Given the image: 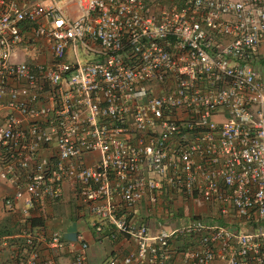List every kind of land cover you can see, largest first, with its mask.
Here are the masks:
<instances>
[{"label":"built area","instance_id":"obj_1","mask_svg":"<svg viewBox=\"0 0 264 264\" xmlns=\"http://www.w3.org/2000/svg\"><path fill=\"white\" fill-rule=\"evenodd\" d=\"M259 58L264 0H0L2 206L69 184L99 242L133 244L101 264H264ZM42 230L19 264H63ZM77 240L64 264H89Z\"/></svg>","mask_w":264,"mask_h":264},{"label":"crops","instance_id":"obj_2","mask_svg":"<svg viewBox=\"0 0 264 264\" xmlns=\"http://www.w3.org/2000/svg\"><path fill=\"white\" fill-rule=\"evenodd\" d=\"M254 68L259 67L260 72L257 77L264 85V58L256 59ZM256 66V67H255ZM8 164V161L3 159L0 154V172ZM13 192L12 186L6 181L0 179V264H19L21 250L24 247V236L21 231L31 227L33 231L38 227H43L38 237L44 236L48 231H54L65 242L69 243L70 248L61 252L58 256H51L47 251L45 244L41 241L37 244L38 254L41 258L52 259L57 263H67L73 253L80 250V241L77 236L81 235L82 242L87 245L84 254L89 264H101L113 255H126L133 250V244L126 242L121 237L116 240H109V245L105 241H98L91 228V218L82 212L77 206V200L71 185L64 184L62 188V198L57 204L44 206L41 210L29 211V216L35 217L27 219L24 210L14 208L11 211L6 210L1 203L2 198L11 195ZM56 203V202H55ZM19 207V206H17ZM134 213L137 215L143 214L141 207H134ZM160 213V211H158ZM182 215H185V210H182ZM84 214V215H83ZM66 216L70 221L73 219H82L84 224H71L68 228L61 227L56 223L57 218ZM39 220L40 223H34ZM177 221V220H176ZM181 257L175 258V261H180Z\"/></svg>","mask_w":264,"mask_h":264},{"label":"rangeland","instance_id":"obj_3","mask_svg":"<svg viewBox=\"0 0 264 264\" xmlns=\"http://www.w3.org/2000/svg\"><path fill=\"white\" fill-rule=\"evenodd\" d=\"M256 67V66H255ZM255 70L258 72V75H259V72H260V68L259 67H256ZM62 198V197H61ZM61 198L54 204H57L61 201ZM195 210V209H194ZM192 208H188L187 211L189 212H195ZM176 211V217H177V221L174 223V225L178 226L182 223V218H183V215H182V209L181 208H176L175 209ZM196 211H200V209H196ZM56 223L57 224H60L61 227L63 225L64 228H68L71 224H76V223H81V224H84V221L82 219H73V220H69L68 218H66V216H62V217H59L57 218L56 220ZM103 241H105V244L108 246L109 245V239L107 237H104L103 238Z\"/></svg>","mask_w":264,"mask_h":264},{"label":"trees","instance_id":"obj_4","mask_svg":"<svg viewBox=\"0 0 264 264\" xmlns=\"http://www.w3.org/2000/svg\"><path fill=\"white\" fill-rule=\"evenodd\" d=\"M34 223H40V221L39 220H35Z\"/></svg>","mask_w":264,"mask_h":264}]
</instances>
